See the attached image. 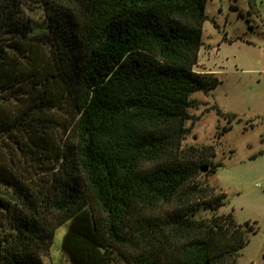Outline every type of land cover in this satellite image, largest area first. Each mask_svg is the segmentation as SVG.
Here are the masks:
<instances>
[{
	"label": "trees",
	"instance_id": "1",
	"mask_svg": "<svg viewBox=\"0 0 264 264\" xmlns=\"http://www.w3.org/2000/svg\"><path fill=\"white\" fill-rule=\"evenodd\" d=\"M207 1L0 0V264H47L64 224L73 264H239L257 228L201 181L215 146L183 143L221 82Z\"/></svg>",
	"mask_w": 264,
	"mask_h": 264
},
{
	"label": "rangeland",
	"instance_id": "2",
	"mask_svg": "<svg viewBox=\"0 0 264 264\" xmlns=\"http://www.w3.org/2000/svg\"><path fill=\"white\" fill-rule=\"evenodd\" d=\"M28 3L29 12L44 17L39 0ZM206 12L197 70L214 72L221 82L193 94L198 103L190 109L191 131L183 143L215 146L217 154L209 159L212 166L219 163L217 170L200 179L227 193L219 213L233 211L239 223L250 221L257 228L241 250L239 264H264V158L251 157L263 146V127L244 128L245 119L264 112V0H208ZM225 126L231 127L224 131ZM67 228L59 227L42 254L47 264H73L62 247Z\"/></svg>",
	"mask_w": 264,
	"mask_h": 264
},
{
	"label": "crops",
	"instance_id": "3",
	"mask_svg": "<svg viewBox=\"0 0 264 264\" xmlns=\"http://www.w3.org/2000/svg\"><path fill=\"white\" fill-rule=\"evenodd\" d=\"M242 122H244V120H241ZM244 128H247V125H249V128L254 129L257 126H262L263 127V132L260 133L261 136V140L263 143L262 148L258 149L256 152H253L252 154V158H264V112L257 114L256 116H252L250 118L245 119L244 122ZM251 124V126H250ZM232 125V124H231Z\"/></svg>",
	"mask_w": 264,
	"mask_h": 264
}]
</instances>
